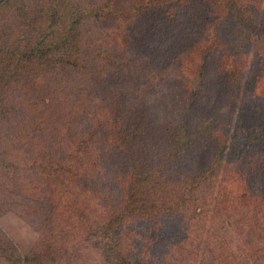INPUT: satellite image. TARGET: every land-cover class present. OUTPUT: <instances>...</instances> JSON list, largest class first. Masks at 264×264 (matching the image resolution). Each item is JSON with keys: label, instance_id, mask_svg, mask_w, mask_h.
<instances>
[{"label": "rangeland", "instance_id": "obj_1", "mask_svg": "<svg viewBox=\"0 0 264 264\" xmlns=\"http://www.w3.org/2000/svg\"><path fill=\"white\" fill-rule=\"evenodd\" d=\"M130 1L147 0H116L122 16L86 28L123 70L88 49L85 67L22 86L0 116L20 166L0 192V264L13 251L23 264H264V0H149L138 12ZM135 134L130 156L159 172L177 164L169 188L219 168L172 213L116 221Z\"/></svg>", "mask_w": 264, "mask_h": 264}, {"label": "trees", "instance_id": "obj_2", "mask_svg": "<svg viewBox=\"0 0 264 264\" xmlns=\"http://www.w3.org/2000/svg\"><path fill=\"white\" fill-rule=\"evenodd\" d=\"M150 2L130 1L126 10L133 8L138 12ZM115 6L116 0H101L93 5L84 4L81 0H0V116L7 115L18 103L22 86L27 89L32 86L31 83H40L42 78L53 75L56 70L85 67L87 60L84 52L88 49L97 53V59L109 70H123L125 65L120 61L96 49L89 39L90 29L86 31L93 21L122 16ZM239 128L251 141L262 138V133L256 128L245 127V124ZM184 135L178 136L176 141L175 150L178 153H182ZM135 139L136 134L131 135L132 142L128 144L127 151ZM130 153L128 158L132 165L125 179L121 205L116 209V221L122 216L121 213L126 216L148 214L152 217L172 213L199 188L202 181L213 176L219 168L218 159H215L208 169L196 172L187 180L178 179L174 181L176 187L169 188L177 172V164L172 163L171 157L166 158L159 172L158 169L154 171L149 168L138 152L134 157ZM9 154L8 146L2 147L1 144L2 193L8 192L11 177L20 168L15 160L7 158ZM49 166L54 168L55 163L49 160ZM158 185L161 191H165L164 194L152 196L151 191ZM105 231L106 235L112 233L111 224L105 227ZM2 240L6 239L0 233V252L3 253L5 248L2 247ZM13 254L15 264H23L26 260L15 251Z\"/></svg>", "mask_w": 264, "mask_h": 264}]
</instances>
